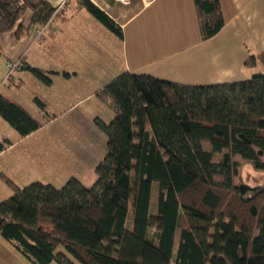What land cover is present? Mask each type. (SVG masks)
<instances>
[{"label":"trees","instance_id":"obj_1","mask_svg":"<svg viewBox=\"0 0 264 264\" xmlns=\"http://www.w3.org/2000/svg\"><path fill=\"white\" fill-rule=\"evenodd\" d=\"M78 2L124 38L105 10ZM195 4L202 39L214 37L225 24L220 0ZM61 8L49 0H0V35L47 29ZM17 61L7 77V63ZM7 63L0 88L14 84L19 70L46 85L57 73L23 58ZM248 64H256L254 55ZM97 96L115 117L96 121L107 153L95 183L71 177L61 188L40 181L20 187L2 175L14 193L0 202V235L32 264H264V185L238 181L243 163L264 172V73L194 86L126 71ZM34 102L47 112L40 97ZM0 116L23 137L44 125L1 91Z\"/></svg>","mask_w":264,"mask_h":264},{"label":"crops","instance_id":"obj_2","mask_svg":"<svg viewBox=\"0 0 264 264\" xmlns=\"http://www.w3.org/2000/svg\"><path fill=\"white\" fill-rule=\"evenodd\" d=\"M73 1L67 0L56 17L58 32L48 35L41 43L32 27L24 28L20 37L16 36V29L0 35V51L6 55V61L23 58L32 66L43 67L36 64L41 61L51 65L45 66V70L57 72L52 76L51 85H37V91L20 99L12 98L11 92L5 90V84L0 88L4 95L37 119L32 112L40 110L34 102L35 97L46 103L47 110L73 109L90 84L95 88L99 80V87H104L106 81L110 82L126 71L200 86L246 80L255 73L248 64L250 56L256 58L254 67L258 58L264 62V0H220L224 27L206 40L201 36L195 0H129L124 3L123 0H92L123 27V39L102 23L92 20L88 11L79 7L78 0L75 4ZM67 23L73 33L75 24L87 25L83 26V31L88 32L90 40L97 44L92 46L82 69L78 59L64 60L60 58L62 48L56 50L66 44L63 26L67 28ZM25 72L27 70H19L14 74V79H19L14 85H23ZM64 72L70 76H64ZM8 88L13 90L11 86ZM36 132L25 137L19 134V139L8 147ZM0 136L9 144L4 135ZM14 137L17 139V135ZM57 251H64V248L58 247ZM0 264L32 263L0 235Z\"/></svg>","mask_w":264,"mask_h":264},{"label":"rangeland","instance_id":"obj_3","mask_svg":"<svg viewBox=\"0 0 264 264\" xmlns=\"http://www.w3.org/2000/svg\"><path fill=\"white\" fill-rule=\"evenodd\" d=\"M49 1L53 6L64 7L67 0ZM124 1L127 2L129 0H123V3ZM75 2L76 0L72 4H75ZM88 14L92 20L100 23L92 14L89 12ZM77 17H80V15ZM58 19L61 21V17ZM27 21L28 17L25 24L28 23ZM56 24L57 18L53 20L51 27L46 29L45 38L52 33L56 34V31L58 32ZM83 26L87 25L83 23L75 24V33L71 31L68 23L67 28L63 26V30H65V32L63 31L65 36L63 41L66 40V44H61V46L67 48L59 47L56 49L62 48L60 58L64 60L78 59L81 66H78L80 69L84 67V64H87V59L85 58L90 56L89 52L92 46H97L90 40L89 33L83 31ZM43 41L39 40L38 42L41 43ZM35 49L36 47L32 51ZM6 60V55L3 51H0V84L7 75ZM257 62L256 67L251 65V68H254L253 71H255L253 74L264 73V62L261 58H258ZM36 64H42L43 67L38 65L37 67L43 69L45 66H51L41 63V61H37ZM14 80L18 81L19 79L15 78ZM24 80L22 86H17L10 82L5 83L7 87L5 90L9 93L11 92L12 98L20 99L31 91H37V85L44 84L30 71L25 72ZM107 82L109 81H106V84ZM100 84L99 80L95 84V88L90 84L89 89H86L87 93L82 95L80 102L73 109L60 112L52 109L47 110V112L32 110L38 120L44 125L31 137L15 143L11 147L8 146L16 142L15 140H18L20 135L0 116V134L4 135L6 137L5 140L9 142V144L4 143V138L0 136V147L3 149V154L0 155V202L14 193L13 187L2 178V175H5L20 187L40 181L61 188L71 177L78 178L88 187L95 183L97 179L96 166L107 153V136L96 121L99 118L109 123L115 117V111L112 106L97 96L99 89L103 88L99 87ZM9 86L13 90L9 89ZM14 135H17V139H15ZM238 181L253 187L264 185V172L257 171L250 164L243 163ZM156 192L157 185L154 186L152 198L153 212L157 210ZM132 222L133 208L130 204L128 226H131ZM179 232L180 228L178 236Z\"/></svg>","mask_w":264,"mask_h":264},{"label":"built area","instance_id":"obj_4","mask_svg":"<svg viewBox=\"0 0 264 264\" xmlns=\"http://www.w3.org/2000/svg\"><path fill=\"white\" fill-rule=\"evenodd\" d=\"M47 26H38L36 29H35V36H36V39H42L43 37V34L45 32V29H46ZM20 62L17 61V62H8L7 63V68H8V76L7 77H10V73L15 70L17 67L20 66Z\"/></svg>","mask_w":264,"mask_h":264}]
</instances>
